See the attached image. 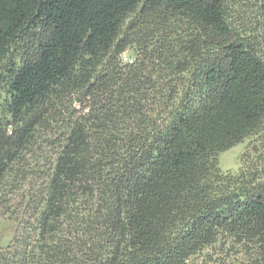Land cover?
<instances>
[{"label":"trees","instance_id":"16d2710c","mask_svg":"<svg viewBox=\"0 0 264 264\" xmlns=\"http://www.w3.org/2000/svg\"><path fill=\"white\" fill-rule=\"evenodd\" d=\"M236 1L0 0V264H264V156L218 164L264 146Z\"/></svg>","mask_w":264,"mask_h":264},{"label":"rangeland","instance_id":"374dc122","mask_svg":"<svg viewBox=\"0 0 264 264\" xmlns=\"http://www.w3.org/2000/svg\"><path fill=\"white\" fill-rule=\"evenodd\" d=\"M235 3H236V6H233L234 7L233 18H232L233 23L235 25L247 26L248 30H250L251 32L253 31L254 40L257 41V44L259 46V51L264 56V32L259 31L257 29L260 18L255 12H253V10H250L249 8L251 6H254L255 3H258V0H237ZM236 23H240V24H236ZM128 53H125L126 54L125 56H127ZM57 107L58 106H56L55 108ZM75 108L76 109L78 108L77 103H76ZM56 117L59 118L58 116L55 115V118ZM48 122H49L47 125L48 127L56 126L54 117L53 118L49 117ZM260 144H261V141H258L257 139L255 140L254 138L249 137V138L244 139L242 142L232 146L228 150H225L219 153L218 154V164H219L220 169L222 171L232 172V171H236L238 167L241 165V163L245 164L248 158H250V160H255L254 158L257 156L258 160L263 159L261 157L264 156V146ZM254 146H258L259 148L258 154H255L254 150H252ZM244 151L246 152V154L242 155ZM220 258L223 259V255L218 251V249L210 248V249H206L202 254L197 256L196 262L200 264H203L205 262H210L211 264H215L216 262L220 261ZM223 260L226 264V261L230 260V257L224 258ZM224 262H221L219 264H224Z\"/></svg>","mask_w":264,"mask_h":264}]
</instances>
